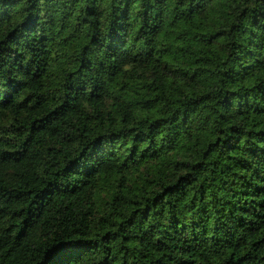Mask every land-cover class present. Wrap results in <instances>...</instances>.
I'll list each match as a JSON object with an SVG mask.
<instances>
[{"label":"trees","instance_id":"16d2710c","mask_svg":"<svg viewBox=\"0 0 264 264\" xmlns=\"http://www.w3.org/2000/svg\"><path fill=\"white\" fill-rule=\"evenodd\" d=\"M264 264V0H0V264Z\"/></svg>","mask_w":264,"mask_h":264},{"label":"snow or ice","instance_id":"6c2138e0","mask_svg":"<svg viewBox=\"0 0 264 264\" xmlns=\"http://www.w3.org/2000/svg\"><path fill=\"white\" fill-rule=\"evenodd\" d=\"M53 264H55V262H53Z\"/></svg>","mask_w":264,"mask_h":264}]
</instances>
